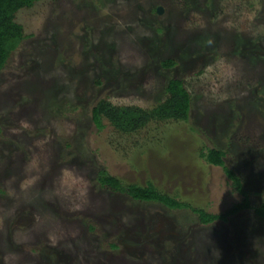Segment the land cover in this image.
Wrapping results in <instances>:
<instances>
[{"label": "rangeland", "instance_id": "obj_1", "mask_svg": "<svg viewBox=\"0 0 264 264\" xmlns=\"http://www.w3.org/2000/svg\"><path fill=\"white\" fill-rule=\"evenodd\" d=\"M17 22L27 38L0 72V264H264L253 211L201 227L97 184L106 171L225 213L242 197L201 157L217 149L264 201V0H54ZM173 79L187 121L97 131L99 101L151 110Z\"/></svg>", "mask_w": 264, "mask_h": 264}, {"label": "trees", "instance_id": "obj_2", "mask_svg": "<svg viewBox=\"0 0 264 264\" xmlns=\"http://www.w3.org/2000/svg\"><path fill=\"white\" fill-rule=\"evenodd\" d=\"M43 1L54 0H0V72L10 65L19 46L27 38L24 26L17 22L19 13L32 9L36 3ZM177 65L176 60H166L161 64L163 69H173ZM98 84H102V81ZM166 92V99L151 110L136 106H115L103 99L92 110L93 123L97 131L101 132L105 128L104 120H107L119 133L132 135L144 130L152 123L187 121L191 112L192 96L185 81L171 80ZM201 157L208 164L222 168L236 192L242 197L239 204L225 213L210 214L205 210L194 208L189 203L159 192L153 184H147L145 187L124 184L106 171L99 172L97 184L113 193L126 195L134 201L160 204L171 211L190 210L197 215L201 227H210L218 223L230 225L231 219L246 211H253L255 216L264 222V201L258 206H253L250 192L240 174L226 166L227 154L217 149H210L205 154L201 153ZM90 228L93 233H99L96 226L92 225ZM102 246L108 251L119 248L112 241L104 242Z\"/></svg>", "mask_w": 264, "mask_h": 264}, {"label": "water", "instance_id": "obj_3", "mask_svg": "<svg viewBox=\"0 0 264 264\" xmlns=\"http://www.w3.org/2000/svg\"><path fill=\"white\" fill-rule=\"evenodd\" d=\"M157 14H158V15H162V14H163V10H162V9H158V10H157Z\"/></svg>", "mask_w": 264, "mask_h": 264}]
</instances>
